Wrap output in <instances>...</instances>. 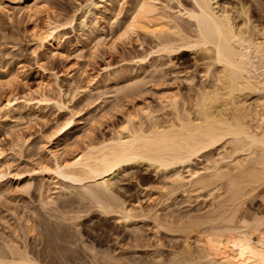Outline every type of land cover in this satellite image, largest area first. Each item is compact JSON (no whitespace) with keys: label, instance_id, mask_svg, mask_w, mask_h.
<instances>
[{"label":"bare ground","instance_id":"6f19581e","mask_svg":"<svg viewBox=\"0 0 264 264\" xmlns=\"http://www.w3.org/2000/svg\"><path fill=\"white\" fill-rule=\"evenodd\" d=\"M158 1L124 0L127 4L126 13L122 22L119 23L122 35L127 40L133 36L142 37L149 43L150 52L142 60L151 54H158L160 57H168L172 68L177 65L174 62L176 58H184L192 52L191 56L195 65L202 73V80L194 83L193 75H187L186 80L190 85L189 93L183 97L178 94L168 96L164 101V108L168 112L163 115L147 106L145 111L143 110V119L135 118V121L134 118H128L122 133L99 142L91 141L83 151L70 159L60 160V154L51 152L52 160L42 161L38 172L44 180L52 178L62 180L65 186H59L56 195L62 194L68 188H81L84 191L79 193L81 196L78 195V201L72 199L66 202V200L59 206V214L53 216L55 215L53 212L51 215L56 225L62 222L76 223L80 217L84 216L82 213H87L90 207L84 209L81 205H76L84 210H75L73 204H76V201L83 202V198L86 201L89 197L94 199L92 202H95L96 206H99L97 208L102 209L106 216L117 214L116 216H121L127 224L133 221L130 225L132 227L129 228L132 230V235L128 237L139 242L143 236L140 235V228L137 227L136 222L146 221L153 210L150 208V212L139 204L131 206L120 199V196L116 194L119 180L117 174L148 162L158 171L160 170L164 178L165 176L169 178L170 182L167 185L170 186L171 193L183 188V196L190 205L189 199L191 200L193 196L191 194L195 193L194 195L197 194L201 198L198 194L200 191H207L204 194L212 201H209L208 203L211 204L207 203L208 206L203 209L206 211L210 206L206 213L205 211L203 214L197 213L196 216L195 214L192 216L189 211H187L188 214L185 213L186 211H184L185 214L181 213L183 209L181 207L179 212L176 202L173 203V207L171 203L165 210L163 209V216L161 212L158 213L159 210L156 209L158 206H154L158 211L155 210L149 219L152 218V223L157 224H153L154 227L158 226L155 229H159L157 230L159 232L164 231L165 228L168 230L166 232L173 234L172 238L176 235L180 236L184 253L178 252L181 249L174 253L171 251L172 256L169 255L166 259L163 257V250H161L163 255L159 250L158 256H155L157 253L155 249L156 253L153 252L155 255L150 257L152 261L148 257L150 263L146 261L147 258L142 260L148 264H264V210L255 212L249 206L251 198L260 196L264 207V27L259 26L257 21L251 18L250 6L248 7L247 4L230 8L220 5L218 0H191L192 6L184 7L177 12L189 20L192 29L190 31L178 23L174 15L167 12L166 9H169L167 5L160 6ZM16 3L21 11H25L29 16L36 15L43 7L41 0H16ZM262 9L261 12H264V8ZM70 20L72 21L71 18ZM43 24V27L40 26L41 28L35 32L36 40L40 48L44 51L50 50L54 54L61 45V39L55 35L59 26L54 24L51 17H48ZM102 30L97 25L92 31V37L101 40ZM100 40L98 43H101ZM169 70L172 69L167 70L161 65H154L149 76L143 80H139V76L133 72L124 75L116 74L114 79L126 78L129 91H135L150 83L156 86L163 85ZM5 73L10 77L15 72H8L6 69ZM11 104V98L1 102L0 114L7 109L4 117L14 116L17 109L14 108L16 109L14 110ZM4 117L0 116V123ZM72 121L73 119L63 123L64 125L59 123L57 126L62 129ZM213 153L217 154V157ZM202 157L205 158V163L208 162L207 166L210 165L207 168L206 164L203 165L205 171L194 168L188 170L193 162ZM186 167L188 175L185 177L181 169ZM5 176L7 175L2 174L1 171L0 196L5 195L6 192ZM26 182H30V179L28 178ZM50 191L45 182L39 188L40 195L43 197L41 203L43 210L56 203V198L49 194ZM175 194L171 195L175 196ZM183 200L179 203L180 206L185 205L181 203L187 202ZM167 203L169 204L170 201ZM87 206L90 205L87 204ZM175 206L178 209H175ZM199 210L197 209L198 212L203 211ZM33 215L31 219L33 222L27 225V232H33L37 226H40L42 232L39 235H45L44 252L49 255L56 252V260L63 264L64 258L67 257L66 250L64 248L55 250L52 247L54 239L62 241L67 237L58 233L61 230L60 224L56 228L60 229L57 233L61 236L55 237L56 228L54 235L52 231L54 224H51L45 215L39 213ZM48 217H51L50 214ZM180 238H177L179 242L175 239L176 245L181 244ZM159 241L158 238L157 242ZM139 243L136 244V249L137 246H142V243L141 245ZM160 243L158 245H164ZM170 243L166 245L170 246ZM192 243L200 244V249L198 246L199 250L196 248L198 252L195 253V249L191 247L194 252L191 249L192 251L188 253V250L186 253V247L189 249ZM175 244L171 243V246ZM159 247L158 249H161ZM168 247H166L167 250ZM31 250H28L26 242L23 245L17 242L8 244L0 249V264L9 262L39 264L31 255ZM159 255L161 259L163 257L166 260H161ZM127 258V264L135 263L134 258ZM129 259L133 261L129 262ZM142 260L141 263H145Z\"/></svg>","mask_w":264,"mask_h":264},{"label":"rangeland","instance_id":"374dc122","mask_svg":"<svg viewBox=\"0 0 264 264\" xmlns=\"http://www.w3.org/2000/svg\"><path fill=\"white\" fill-rule=\"evenodd\" d=\"M41 1L43 6L41 11L34 16H29L25 11H21L16 0H0V103L11 98V107L20 111L19 113L14 109L16 113L13 114L14 116L11 115V118L4 117L7 109L1 111L3 115L0 114L4 117L0 123V172L2 171V174L7 175L4 177L6 192L5 195L0 196V249L13 242H17L19 245L26 242L28 250L33 249L31 255L39 264H60L56 260V252H53L52 255L44 252L45 235L40 236V232H42L40 226H37L38 228L36 227L33 232H27V225L33 222L31 220L33 214L39 213L45 215L51 224H54L53 235L61 229V232L58 233L67 236H65L66 238L62 237V241L55 239L52 241V247L55 250L63 248L66 250L67 257L64 258L63 264H127V257L134 258L132 261L135 263L139 259L138 264H148L144 260L147 258L146 261L148 262L149 258L155 255L153 253H156L155 249H157L155 256H158L160 250V253L164 251V255H168L164 256L161 253L165 258H169V255L172 256L171 251L174 253V251L177 252L181 249L178 252L184 253L180 236L176 235L177 238H180L181 244H178L181 247L176 245L177 241L175 242V239L178 242L179 239L172 238L173 234L166 232L168 230L165 228L164 231L161 230L159 231L160 234H157L159 229L156 230L155 228L158 226L154 227L157 224L152 223V218L149 219L150 215L158 209V213L161 212L160 214L163 216V209L165 210L174 202L179 206V209L176 208L177 206L175 209L179 211L183 208L181 209L183 214L187 211L192 216L193 214L196 216L197 213L203 214L205 206H208V202L212 201L204 194L207 191L198 192L201 198L192 193L191 200H194V203L189 199L190 205L186 197L183 196V188L180 189L181 192L176 190V194L171 193L170 186L167 185L170 182L169 178L166 176L164 178V174L148 162H143L136 168L117 174L119 180L116 194L120 196V199L128 205L137 206L139 204L144 209H149L148 211L150 208L153 210L149 216L147 214L149 218L146 217L148 218H145L146 221L136 222L137 227L141 229H139L141 233L138 232L143 236L140 237V243L137 242L138 240L136 243L131 237H128V235H132V230L129 228L132 227L130 225L133 221L130 224L128 222V225L124 221L125 219L116 216L117 214H112V216L107 214L106 216V213L103 214L102 209L97 208L99 206L92 202L94 199L89 197V200L86 199L85 201L83 198V202H77L79 200L78 195L84 193L81 188H68L67 191L64 190V193L62 192L57 196V188L64 184H62V180L53 178L44 180L39 174L38 168L42 161L52 160L51 152L55 151L60 154V160H67L83 151L91 141L99 142L122 133L128 118H134L135 121V118H142L143 110L145 111L147 106L160 115L167 113V109L164 108V101L168 96L178 94L183 97L189 93L190 85L189 81L186 80L187 75H193L194 83L202 80V73L197 69L199 67L195 65L193 56H191L193 55L192 52H189L184 58H176L174 60L177 64L175 68L170 66L168 57H160L158 54H151L142 60L150 52L149 43L142 37L136 36L127 40L120 30L119 23L122 22L127 7L124 0ZM218 1L220 5H226L230 8L247 4L248 7L250 6L251 18L256 20L257 22H255L259 26L264 27V12H261L264 8L262 6L264 0ZM179 2L178 0L158 1L160 6L167 5L169 7L166 9L167 12L174 15L178 23L192 31L189 20L182 16L183 14H177L179 9L192 6V2L191 0H179ZM47 16L51 17L54 24L59 26L55 35L61 39V45L54 54L50 50L44 51L40 48L35 37L36 30L43 27V22L46 21ZM97 25L103 29L101 40L92 37V31ZM99 40L101 43H98ZM154 65H161L167 70L172 69L167 71L168 75L163 85L156 86L150 83L146 87L129 91L126 78L114 79L116 74L124 75L133 72L139 76V80H143L149 76ZM6 69L8 72L14 71V75L8 77L5 73ZM128 92H133V94H128ZM72 119L73 121L62 129L57 126L59 123L63 124ZM135 121L133 122L135 123ZM214 155L217 157V154ZM207 163L202 157L195 163L193 162L188 170L207 168L210 166H207ZM188 170L187 167L181 169L185 177L188 175ZM28 178L30 182H26ZM44 182L49 191L51 190L49 194L56 198V203L49 205V208L46 207V210H43V205H41L43 197L39 192V188ZM170 193L175 194V196ZM208 196L210 195L208 194ZM166 198L168 202L170 201L169 204L165 201ZM72 199H78L76 204H73L75 210L90 207L89 211L83 212L82 215L84 216L80 217L76 223H57L61 227L57 229L53 216L59 214L58 209L62 203ZM182 199L187 202L181 204L185 203L187 206H180L179 203L182 202ZM261 200L260 196L251 198L249 200L250 209L255 212L263 211L264 207ZM174 204L171 206L173 207ZM76 205H81L83 208ZM189 208L190 210H187ZM197 209L203 211L198 212ZM209 209L207 208L204 213ZM184 211L186 212L184 213ZM194 211L197 212L194 213ZM119 217L121 218L119 219ZM133 228L135 227L133 226ZM58 233L55 237L59 235ZM158 238L159 242L164 243V245L160 243L162 247L158 245ZM169 241L172 244L176 243V247L172 245L176 248L175 250ZM168 242L171 248L166 245L169 244ZM138 243L139 245L142 243V246H139L140 249L138 246L137 249L135 248ZM130 245H133V248ZM199 245L192 243L189 245V249L186 247V253L188 250V253L192 251V248L195 249L196 253L201 247ZM165 246H169V252ZM199 253L201 252L199 251ZM161 255H159L160 259ZM165 258L163 260L167 259ZM141 260L145 263H141ZM205 261L207 262L206 259ZM165 263L167 262L165 261Z\"/></svg>","mask_w":264,"mask_h":264}]
</instances>
